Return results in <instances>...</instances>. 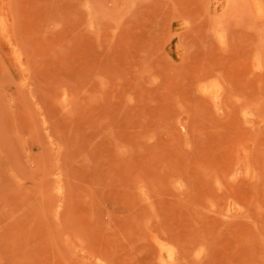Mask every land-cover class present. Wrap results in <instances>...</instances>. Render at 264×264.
<instances>
[{"label": "rangeland", "instance_id": "obj_1", "mask_svg": "<svg viewBox=\"0 0 264 264\" xmlns=\"http://www.w3.org/2000/svg\"><path fill=\"white\" fill-rule=\"evenodd\" d=\"M0 264H264V0H0Z\"/></svg>", "mask_w": 264, "mask_h": 264}]
</instances>
